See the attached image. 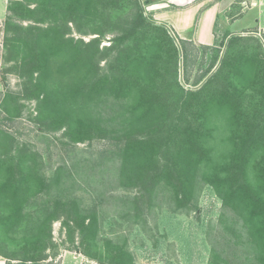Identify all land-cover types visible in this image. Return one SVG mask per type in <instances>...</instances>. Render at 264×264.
Here are the masks:
<instances>
[{
  "label": "trees",
  "instance_id": "obj_1",
  "mask_svg": "<svg viewBox=\"0 0 264 264\" xmlns=\"http://www.w3.org/2000/svg\"><path fill=\"white\" fill-rule=\"evenodd\" d=\"M114 2H8L6 58L22 78L23 96L36 100V120L43 131L64 128L71 142L106 140L108 145L89 168L95 173L96 165L101 167L106 178L97 188L135 218L154 211L158 201L174 210L187 209L202 186L210 184L223 206L240 218L233 220L234 233L247 235L257 251L251 264H264L260 45L249 37L231 36L221 43V57L217 50L213 76L197 88L185 89L177 80L173 40L164 26L143 16L137 0L126 17L114 22L120 32L108 46H100L108 21L101 9ZM70 21L94 26L91 34L97 36L88 41L68 36ZM228 45L231 64L219 70ZM103 60L106 66L100 65ZM224 70V81L218 82ZM4 100V111L19 113L21 105L13 94ZM37 156L0 128V255L12 264L45 259L52 246L51 223L63 217L68 227L69 222L77 226L81 253L99 260L103 255L108 264H133L117 242L97 244L96 209L80 211L70 197L78 183L70 166L59 165L45 176ZM83 174L84 180L89 178ZM120 189L133 193L121 194Z\"/></svg>",
  "mask_w": 264,
  "mask_h": 264
},
{
  "label": "rangeland",
  "instance_id": "obj_2",
  "mask_svg": "<svg viewBox=\"0 0 264 264\" xmlns=\"http://www.w3.org/2000/svg\"><path fill=\"white\" fill-rule=\"evenodd\" d=\"M107 1L102 0L103 3ZM137 1L143 16L158 26H164L173 40L177 48V80L185 89L197 88L213 76L218 69V64L213 65L217 50H220V57L224 51V46H221L225 41L223 34L217 37V47L200 44L195 40L193 33L186 35L180 33L165 20L154 18L143 1ZM214 2L220 4L221 13L227 11L229 6L231 9L235 6L234 12L238 14L234 17L242 16L251 7V0L205 1L208 4ZM30 5L33 7L34 1H31ZM132 5L133 0H116L112 5H108L110 8L101 9V15L105 16L104 20L108 18L104 25L107 31L100 43L101 47L108 46L111 38L120 32L121 29L115 26L114 22L116 19L126 17ZM172 7L170 5L168 8ZM249 17L248 15L246 18ZM5 22L6 18L0 22V26L2 25L0 28V128L12 134L18 143L29 145L32 152L38 154L40 172L45 176H50L59 165L70 166V174L72 173L78 182L75 183V189H70L72 193L70 197H75L80 211L87 213L89 209L95 207L98 223L95 240L99 246L105 244L108 239L117 242L130 253L133 264H213L214 261H219L220 264H251L254 262L253 256L257 251L248 236L245 234L237 236L233 231L234 227L236 228L233 220L240 218L235 212L223 206L222 198L210 184L202 186L197 201L187 209L174 210L166 201H158L154 211L140 218L127 213V209L120 205L121 202L102 194V189H98L96 184L106 178V174L101 172V167L98 165L93 173L89 165L108 142L103 139L71 142L64 136V128L43 131V127L36 120V100L23 96L22 78L18 76L14 62L7 61L4 46ZM245 23L241 21L237 26ZM68 26L70 28L68 36L73 38L88 41L97 36L91 34L92 28L95 27L84 21L78 25L70 21ZM230 45L226 47L219 70L231 64ZM259 50L263 49L260 47ZM100 65L104 66L105 60L101 61ZM252 68L250 65V69ZM225 70L221 73V77L218 76V82L224 81L221 78L226 73ZM8 94H13L17 99L16 102L21 105L19 113L17 111L15 113L14 110L10 112L3 110V104L6 103L4 97ZM259 123L261 127L264 126V114L260 116ZM214 124L218 125L217 122ZM84 172H87L89 177L86 180L83 179ZM114 184L110 186H115ZM119 192L133 193L127 189H120ZM69 225L68 227L64 223L63 217L52 221V246L45 251V259L31 264H72L70 259L74 255L80 256L81 264H108L103 255L99 260L81 253L80 232L72 222H69Z\"/></svg>",
  "mask_w": 264,
  "mask_h": 264
},
{
  "label": "crops",
  "instance_id": "obj_3",
  "mask_svg": "<svg viewBox=\"0 0 264 264\" xmlns=\"http://www.w3.org/2000/svg\"><path fill=\"white\" fill-rule=\"evenodd\" d=\"M141 1L147 5V10L154 18L165 20L182 34L193 33L195 40L200 44L217 47L218 35L223 34L225 41L233 35H240L257 42L264 53V0H251V7L242 16L237 17H234L238 14L234 12L235 6H232V9L229 6L226 13H221L219 3L208 4L205 3L206 0ZM8 2L9 0H0V22L6 17ZM170 5L174 8H168ZM248 15L249 19L246 18ZM241 21L246 23L237 26ZM70 262L82 263L79 255H74ZM12 263L0 255V264Z\"/></svg>",
  "mask_w": 264,
  "mask_h": 264
},
{
  "label": "built area",
  "instance_id": "obj_4",
  "mask_svg": "<svg viewBox=\"0 0 264 264\" xmlns=\"http://www.w3.org/2000/svg\"><path fill=\"white\" fill-rule=\"evenodd\" d=\"M2 27V25L0 26V28ZM2 45V44H1ZM263 45H264V40H263Z\"/></svg>",
  "mask_w": 264,
  "mask_h": 264
}]
</instances>
